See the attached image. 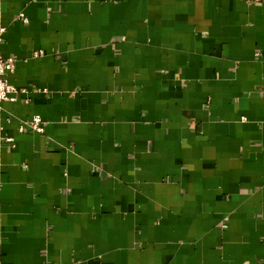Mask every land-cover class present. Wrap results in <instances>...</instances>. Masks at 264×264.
<instances>
[{
	"label": "crops",
	"instance_id": "obj_1",
	"mask_svg": "<svg viewBox=\"0 0 264 264\" xmlns=\"http://www.w3.org/2000/svg\"><path fill=\"white\" fill-rule=\"evenodd\" d=\"M0 29V264H264V0H0Z\"/></svg>",
	"mask_w": 264,
	"mask_h": 264
},
{
	"label": "built area",
	"instance_id": "obj_2",
	"mask_svg": "<svg viewBox=\"0 0 264 264\" xmlns=\"http://www.w3.org/2000/svg\"><path fill=\"white\" fill-rule=\"evenodd\" d=\"M26 23V19H22ZM4 29H0V42ZM35 57L41 55V53H35ZM16 69V61L13 58H4L0 55V110L1 104L4 101L15 102L19 95L27 94L26 89H18L9 84L7 81V76L12 75ZM20 132L30 131L32 133L43 134L44 126L41 117L33 116L31 119L26 121L21 127ZM1 135V128H0ZM9 142H12V139H8Z\"/></svg>",
	"mask_w": 264,
	"mask_h": 264
}]
</instances>
